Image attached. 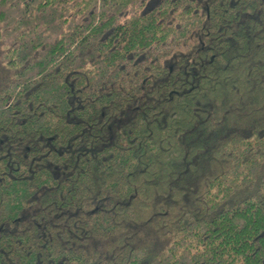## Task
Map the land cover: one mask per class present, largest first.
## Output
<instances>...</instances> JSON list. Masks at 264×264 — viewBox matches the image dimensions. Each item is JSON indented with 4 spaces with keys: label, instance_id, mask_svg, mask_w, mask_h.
I'll return each instance as SVG.
<instances>
[{
    "label": "trees",
    "instance_id": "16d2710c",
    "mask_svg": "<svg viewBox=\"0 0 264 264\" xmlns=\"http://www.w3.org/2000/svg\"><path fill=\"white\" fill-rule=\"evenodd\" d=\"M0 264H264V0H0Z\"/></svg>",
    "mask_w": 264,
    "mask_h": 264
}]
</instances>
